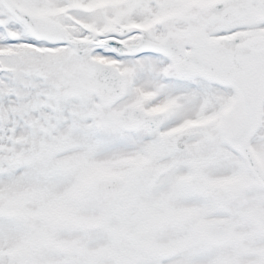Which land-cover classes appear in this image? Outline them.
Returning a JSON list of instances; mask_svg holds the SVG:
<instances>
[{
	"label": "snow or ice",
	"instance_id": "snow-or-ice-1",
	"mask_svg": "<svg viewBox=\"0 0 264 264\" xmlns=\"http://www.w3.org/2000/svg\"><path fill=\"white\" fill-rule=\"evenodd\" d=\"M0 264H264V0H0Z\"/></svg>",
	"mask_w": 264,
	"mask_h": 264
}]
</instances>
